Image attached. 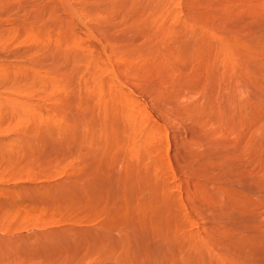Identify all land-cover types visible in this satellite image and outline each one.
Listing matches in <instances>:
<instances>
[{
	"label": "bare ground",
	"instance_id": "bare-ground-1",
	"mask_svg": "<svg viewBox=\"0 0 264 264\" xmlns=\"http://www.w3.org/2000/svg\"><path fill=\"white\" fill-rule=\"evenodd\" d=\"M262 79L264 0H0V264H264Z\"/></svg>",
	"mask_w": 264,
	"mask_h": 264
},
{
	"label": "rangeland",
	"instance_id": "rangeland-1",
	"mask_svg": "<svg viewBox=\"0 0 264 264\" xmlns=\"http://www.w3.org/2000/svg\"><path fill=\"white\" fill-rule=\"evenodd\" d=\"M225 76H227V77H229V75H225ZM244 77H245V75H244ZM250 78H251V76H250ZM245 79V78H244ZM249 79V78H248ZM264 79H262V81H259L260 82V86H259V82H257V83H255V84H253L252 82V84L254 85V89H255V91L257 92L258 91V93L261 91V93L262 94H260L259 93V95L261 96V98L262 99H260L258 102V104L260 105V107H259V109L262 111V112H260V117H262V118H260V122H258V127H259V129H258V131H256L254 134H252V133H250V134H248L247 132H246V136L248 137L247 138V141L249 142V141H251V139H254V140H257V141H259V138L261 139L262 137H264V81H263ZM261 88V89H260ZM263 91V92H262ZM245 99H246V97H247V93H245ZM248 98H249V95H248V97H247V100H248ZM250 99V98H249ZM261 102V103H260ZM262 106V107H261ZM258 107V106H257ZM255 109H257V108H255ZM259 113V112H258ZM253 135V136H252ZM258 135H259V137H258ZM256 136V137H255ZM255 137V138H254ZM234 140H236V139H234ZM216 171H218V170H216ZM216 171H214V172H216ZM263 175V173L262 174H260V176H262ZM22 181V180H21ZM228 182H230V181H228ZM230 183H232V182H230ZM229 183V184H230ZM233 184V183H232ZM234 186H236V184H234ZM261 190H259V192L261 191V192H264L263 190H264V187L262 186L261 188H260ZM263 189V190H262ZM239 211H242L243 212V210L241 209V210H239ZM238 211V212H239ZM246 211V214L245 215H247V216H250V212L248 211L247 212V210H245ZM244 211V212H245ZM253 215L258 219V217H260V216H262L261 214H259V213H254V214H252L251 213V218H254L253 217ZM260 215V216H259ZM237 222H235V224H236ZM234 225V224H233ZM29 226V225H28ZM36 227V228H33V227ZM39 226V227H38ZM27 227V226H26ZM48 228L49 230L51 229V226H49V225H42L41 224V226H40V224L38 223V222H36V223H34V225H30V227H28L29 229H28V231H31V230H36V231H41V230H43V228H44V230L43 231H45V228ZM32 228V229H31ZM46 228V229H47ZM27 229V228H26ZM24 230H25V228H24ZM258 232H263V234H264V229H258ZM260 249V248H259ZM258 249V250H259ZM260 250H264V249H260ZM259 250V251H260Z\"/></svg>",
	"mask_w": 264,
	"mask_h": 264
}]
</instances>
